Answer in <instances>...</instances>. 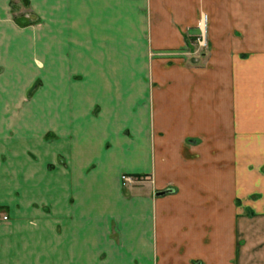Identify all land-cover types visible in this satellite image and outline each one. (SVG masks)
<instances>
[{"label":"crops","instance_id":"0c3cea01","mask_svg":"<svg viewBox=\"0 0 264 264\" xmlns=\"http://www.w3.org/2000/svg\"><path fill=\"white\" fill-rule=\"evenodd\" d=\"M0 264H264V0H0Z\"/></svg>","mask_w":264,"mask_h":264},{"label":"rangeland","instance_id":"374dc122","mask_svg":"<svg viewBox=\"0 0 264 264\" xmlns=\"http://www.w3.org/2000/svg\"><path fill=\"white\" fill-rule=\"evenodd\" d=\"M22 5H24L25 6V3H21ZM17 9H19V8H17ZM14 9H12V11H13ZM28 9H24L23 11H21V14H20V17L18 16L17 18H16V21H17V23H19V25H32V24H38L41 20H39L38 19V17H36L34 14H32V13H30V12H28L27 11ZM16 11V10H15ZM15 17H16V15H14ZM34 63L36 62V61H33ZM72 77H73V79L75 80V79H78V77H79V75L78 74H76V73H74L73 75H72ZM42 84V80H41V78L39 77V80H35V82L30 86V87H28V89L26 90V92H25V94L24 95H22V97L19 99V101L17 100V104L18 105H23V106H21V107H23L24 108V111H25V113H24V116L27 118V117H29L30 115H33L32 114V108H30V107H32V106H29L28 104H30V102L32 101V98H33V92H32V89L33 88H36L37 86H39V85H41ZM75 96V95H74ZM20 100H21V102H20ZM72 100V99H71ZM18 107V109L20 110L21 109V107ZM83 108H78V113H81V110H82ZM86 109V108H85ZM12 110V109H11ZM10 112V111H9ZM94 112V111H93ZM9 115H10V113H9ZM25 126L27 125L26 123L24 124ZM51 131V130H50ZM43 133H45V137H49V136H51L52 135V133L51 132H49L48 131V129H46V131H44ZM44 135V134H43ZM123 174H125V175H127L128 176V180H123L122 178H121V183L123 184V186H127L129 183H131V184H133V183H137V182H139V181H141V180H145V179H149V177H148V174L147 173H137V174H132V173H123ZM3 215V214H2Z\"/></svg>","mask_w":264,"mask_h":264},{"label":"built area","instance_id":"2783aa9c","mask_svg":"<svg viewBox=\"0 0 264 264\" xmlns=\"http://www.w3.org/2000/svg\"><path fill=\"white\" fill-rule=\"evenodd\" d=\"M196 43L197 45H200V46H205V39H204V35L203 34H200L198 38H196ZM121 178L125 181V180H128V176L125 175V174H121ZM2 218H6V216L3 214L1 216Z\"/></svg>","mask_w":264,"mask_h":264},{"label":"water","instance_id":"95a60500","mask_svg":"<svg viewBox=\"0 0 264 264\" xmlns=\"http://www.w3.org/2000/svg\"><path fill=\"white\" fill-rule=\"evenodd\" d=\"M163 192H165V190H157V191H155V194H161Z\"/></svg>","mask_w":264,"mask_h":264}]
</instances>
